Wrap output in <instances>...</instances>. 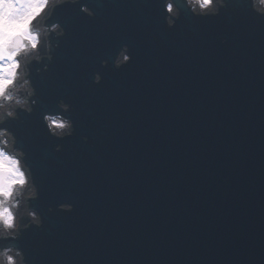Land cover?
<instances>
[{
	"label": "water",
	"instance_id": "95a60500",
	"mask_svg": "<svg viewBox=\"0 0 264 264\" xmlns=\"http://www.w3.org/2000/svg\"><path fill=\"white\" fill-rule=\"evenodd\" d=\"M98 3L109 29L66 12L68 36L47 79L36 77L45 102L72 96L76 135L48 137L36 113L10 122L44 215L19 245L37 264H264V19L233 0L166 29L156 0ZM121 42L132 61L100 68ZM61 200L73 212L57 211Z\"/></svg>",
	"mask_w": 264,
	"mask_h": 264
},
{
	"label": "clouds",
	"instance_id": "9594fccd",
	"mask_svg": "<svg viewBox=\"0 0 264 264\" xmlns=\"http://www.w3.org/2000/svg\"><path fill=\"white\" fill-rule=\"evenodd\" d=\"M71 6L76 15L95 20L98 0H0V264H37L18 241L26 231L41 229L44 215L32 202L40 198V185L35 173V162L27 144L10 122L22 125L25 117L37 114L43 132L57 141L76 135L72 118V96L57 93L48 102L42 98L36 77L46 80L55 64L57 51L68 36L66 22L58 18V10ZM160 23L173 29L183 15L212 18L221 10L237 6L233 0H156ZM244 14L264 19V0H238ZM226 36L219 37L221 45ZM133 59L127 42L98 58L100 68L119 71ZM90 83L99 85L103 74L90 73ZM39 109V111H37ZM23 114V115H22ZM79 139L88 143L89 136ZM63 145L55 143L53 152ZM57 211L71 213L74 203L61 200ZM53 212L52 204L44 210Z\"/></svg>",
	"mask_w": 264,
	"mask_h": 264
}]
</instances>
